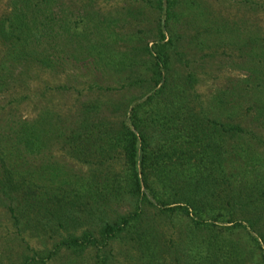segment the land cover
Wrapping results in <instances>:
<instances>
[{"label": "rangeland", "instance_id": "1", "mask_svg": "<svg viewBox=\"0 0 264 264\" xmlns=\"http://www.w3.org/2000/svg\"><path fill=\"white\" fill-rule=\"evenodd\" d=\"M55 6V10L71 12L69 18L80 33L73 38L56 32V36L53 32L32 36L25 50L21 39L2 32L7 31L10 5L9 0H0V264H94L96 255L102 253L108 254L107 264H146L137 243L125 234L100 249L89 245L75 253L61 248L42 263L39 256L55 251V244L69 234L91 229L97 237L101 215L78 213L76 221L65 212L53 216L43 209L18 211L22 208L18 205L13 216L7 207L16 204L17 192L3 180L6 171L17 188L28 180L46 186L87 174L89 167L63 147L59 131L65 133L80 120L88 101L103 104L101 114L107 119L124 118L126 101L147 92L145 84L130 86L129 81L147 75L142 64L116 70L122 65L113 50L143 45L154 39L158 24H165L155 0H60ZM173 12L165 27L174 44L168 84L183 89L185 97L175 101L189 103L201 115L240 126L239 135L227 140V167L234 185L231 193L241 196L236 213L247 228H234L232 238L241 241L251 263L264 264L263 243L259 248L248 233L255 238L264 234V207L253 203V178L264 170V118L258 119L253 109V103L264 99V53L260 51L264 0H181ZM109 20H118L116 25L111 22L113 31L107 28ZM115 32L122 37L118 43L113 40ZM100 42L112 50L105 52L103 61L95 58ZM45 49L54 54L59 51L58 58L52 56L51 66L40 62ZM114 104H119L117 110ZM31 124L47 131L41 134L39 130L41 138L34 147L40 148L32 152L16 138L20 125ZM158 138L155 133L154 140ZM48 164L60 171L59 179L43 170ZM130 205L127 198L121 199L110 208L109 219L116 212L130 210ZM144 208L145 218L154 223L159 235L182 247L189 235V218L158 214L148 204ZM171 256L167 254L165 264H185L182 258L175 262Z\"/></svg>", "mask_w": 264, "mask_h": 264}, {"label": "trees", "instance_id": "2", "mask_svg": "<svg viewBox=\"0 0 264 264\" xmlns=\"http://www.w3.org/2000/svg\"><path fill=\"white\" fill-rule=\"evenodd\" d=\"M59 1L9 0L7 31L2 29V32L9 38L21 39L25 50L29 49V38L39 34L46 36L56 32L69 38L77 36L79 27L69 18L71 12L55 10V2ZM180 1L155 0L165 24L157 25L154 39L143 45L130 44L125 50H113V57L122 65L116 70L126 71L128 66L142 64L147 75L129 81L130 86L145 84L147 92L126 101L124 118L120 121L107 119L101 114L103 104L88 101L84 104L86 112L78 122L65 133L58 129L63 137V147L89 167L86 175H74L75 179L68 176L46 186L28 180L18 184L17 188L13 184L16 181L11 180V172L6 171L3 180L17 192V198L13 200L16 204L7 206L13 216L24 209L36 212L43 209L53 216L65 212L76 221H79L78 213L101 215L97 237L91 229L83 230L80 235L69 234L55 244V251L39 256L42 263L61 248L75 253L83 252L89 245L100 249L125 234L137 243L140 257L146 264H165L167 254L174 255L171 257L175 262L182 258L185 264H255L250 262L251 255L241 241L232 238L234 228H247L236 213L241 196L231 193L234 185L227 167V140L239 135L241 128L201 115L191 110L189 103L175 101L185 97L181 92L183 89L168 84L174 44L165 27ZM111 22L116 25L118 20L108 22L107 28L113 31L115 26ZM115 34L113 40L118 43L122 37ZM98 45L101 49H96L95 58L103 61L105 52L112 50L106 42ZM260 51L264 53V46ZM55 54L57 56L59 51ZM55 54L45 49L40 54L41 64L53 65ZM143 56L144 60H139ZM128 70L135 69L130 67ZM118 105H113L116 110ZM253 109L258 119H263L264 99L253 103ZM39 130L41 134L47 132L33 124L20 125L16 131L17 142L31 152L39 149L40 146L34 147L41 138ZM50 130L52 133L53 129ZM155 133L159 136L157 140H154ZM42 168L51 177L59 179L60 171L57 172L53 164ZM255 177L253 203L262 208L264 170ZM123 198L129 200L131 209L123 213L115 211V216L109 219L110 208ZM144 204L167 217L181 214L189 218V235L182 247L174 246L173 239L165 240L161 233L159 235L154 223L145 218ZM18 205H22L20 210ZM248 233L259 248L260 241L264 245V234H257L259 237L255 238ZM107 263L108 254L96 255L94 264Z\"/></svg>", "mask_w": 264, "mask_h": 264}]
</instances>
